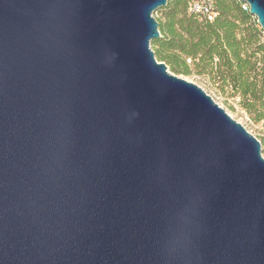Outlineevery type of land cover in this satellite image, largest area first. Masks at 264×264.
I'll return each instance as SVG.
<instances>
[{"label": "water", "instance_id": "95a60500", "mask_svg": "<svg viewBox=\"0 0 264 264\" xmlns=\"http://www.w3.org/2000/svg\"><path fill=\"white\" fill-rule=\"evenodd\" d=\"M167 3L0 0V264H264L261 141L157 59Z\"/></svg>", "mask_w": 264, "mask_h": 264}, {"label": "trees", "instance_id": "16d2710c", "mask_svg": "<svg viewBox=\"0 0 264 264\" xmlns=\"http://www.w3.org/2000/svg\"><path fill=\"white\" fill-rule=\"evenodd\" d=\"M216 17L200 20L189 0H168L153 45L172 71L213 73L241 97L253 120H264V36L241 0H214Z\"/></svg>", "mask_w": 264, "mask_h": 264}, {"label": "rangeland", "instance_id": "374dc122", "mask_svg": "<svg viewBox=\"0 0 264 264\" xmlns=\"http://www.w3.org/2000/svg\"><path fill=\"white\" fill-rule=\"evenodd\" d=\"M163 7L164 6L154 11V16L159 21V23L165 22ZM259 29L262 32L261 35L264 36V30L260 24ZM151 46L152 49L155 51L157 59L161 61L159 55L156 53V47L153 45V42ZM168 69L179 77H182L198 84L208 94H210L215 99V101L219 103L222 107H224L225 110L235 120L243 124L249 132L254 134L261 141L262 153L264 156V120H253L251 115L241 105V97L238 94L234 93L230 86L220 87L221 83L218 79L215 78V75L213 73L196 74V72H193L192 74L186 75L183 73H176L172 71L169 66Z\"/></svg>", "mask_w": 264, "mask_h": 264}, {"label": "built area", "instance_id": "2783aa9c", "mask_svg": "<svg viewBox=\"0 0 264 264\" xmlns=\"http://www.w3.org/2000/svg\"><path fill=\"white\" fill-rule=\"evenodd\" d=\"M243 8L249 10V4L243 2ZM189 11L195 13L200 20L212 21L217 15L214 0H189Z\"/></svg>", "mask_w": 264, "mask_h": 264}]
</instances>
